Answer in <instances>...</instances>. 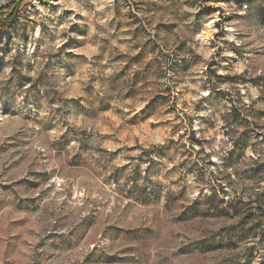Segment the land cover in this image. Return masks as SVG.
<instances>
[{"label":"rangeland","instance_id":"374dc122","mask_svg":"<svg viewBox=\"0 0 264 264\" xmlns=\"http://www.w3.org/2000/svg\"><path fill=\"white\" fill-rule=\"evenodd\" d=\"M0 264H264V0H0Z\"/></svg>","mask_w":264,"mask_h":264}]
</instances>
